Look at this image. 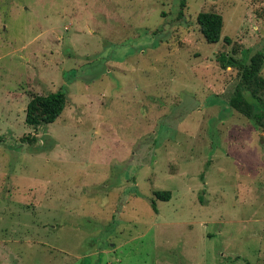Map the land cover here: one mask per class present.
Wrapping results in <instances>:
<instances>
[{
	"label": "rangeland",
	"instance_id": "1",
	"mask_svg": "<svg viewBox=\"0 0 264 264\" xmlns=\"http://www.w3.org/2000/svg\"><path fill=\"white\" fill-rule=\"evenodd\" d=\"M256 52L264 0H0V264H264V131L218 59Z\"/></svg>",
	"mask_w": 264,
	"mask_h": 264
},
{
	"label": "trees",
	"instance_id": "2",
	"mask_svg": "<svg viewBox=\"0 0 264 264\" xmlns=\"http://www.w3.org/2000/svg\"><path fill=\"white\" fill-rule=\"evenodd\" d=\"M200 34L207 44H216L221 39L223 18L214 12H201L196 17ZM229 42L228 38H223ZM222 68H236L239 81L228 105L232 110L249 120L258 131H264V78L261 75L264 67V54L256 52L246 62H241L225 54L219 56ZM67 105L65 91H57L47 95L31 96L25 110L24 123L33 129L54 123L63 113ZM154 197L160 201L171 199L170 191H156ZM154 209L155 202L152 203Z\"/></svg>",
	"mask_w": 264,
	"mask_h": 264
}]
</instances>
